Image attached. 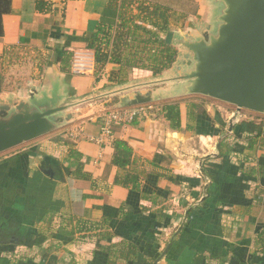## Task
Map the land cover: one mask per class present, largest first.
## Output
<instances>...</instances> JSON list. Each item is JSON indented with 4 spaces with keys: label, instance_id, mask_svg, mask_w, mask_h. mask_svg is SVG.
<instances>
[{
    "label": "crops",
    "instance_id": "crops-1",
    "mask_svg": "<svg viewBox=\"0 0 264 264\" xmlns=\"http://www.w3.org/2000/svg\"><path fill=\"white\" fill-rule=\"evenodd\" d=\"M38 2L44 4L40 11ZM109 2L10 0V11L2 17L0 93L58 85L66 96H85L118 84L111 75L119 66L107 64L96 75L94 53L86 49L98 26L116 22ZM64 43L72 54L67 73L59 63H46L52 59L50 49ZM78 56L87 59L90 70L73 71ZM138 71L126 70L123 82L141 78ZM74 111L77 117L64 128L70 130L67 137L64 130L56 131L0 157V264H106L98 247L124 240L137 246L138 257L115 264H264V252L256 245L264 231L263 126L250 149L244 132L257 135L259 124L235 127L234 133L230 128L232 151L218 158L220 122L198 120L193 131L172 130L162 116L150 114L115 126L103 139L104 115L88 118L87 112ZM71 128H78V136H70ZM116 138L133 150L131 169L145 172L140 192L114 185L111 143ZM69 149L79 153V162L69 159ZM151 164L167 169L176 182L158 176L165 172ZM77 166L85 179L72 176ZM240 168L256 174H241ZM141 193L158 195L152 210L164 207L163 221L142 210L152 205ZM104 217L112 219L110 242L100 241L98 232H77L74 225L72 233L65 222L97 224ZM40 236L45 241L36 246Z\"/></svg>",
    "mask_w": 264,
    "mask_h": 264
},
{
    "label": "water",
    "instance_id": "water-1",
    "mask_svg": "<svg viewBox=\"0 0 264 264\" xmlns=\"http://www.w3.org/2000/svg\"><path fill=\"white\" fill-rule=\"evenodd\" d=\"M206 13L194 30L166 33L162 41L177 53L160 74L85 96L58 85L0 93V154L65 128L85 103L113 97L123 109L200 96L264 115V0H208Z\"/></svg>",
    "mask_w": 264,
    "mask_h": 264
},
{
    "label": "trees",
    "instance_id": "trees-1",
    "mask_svg": "<svg viewBox=\"0 0 264 264\" xmlns=\"http://www.w3.org/2000/svg\"><path fill=\"white\" fill-rule=\"evenodd\" d=\"M128 0H110L108 7L116 13V22L113 25H100L96 28V31L92 33L86 43V49L93 51L94 55V72L97 75L105 65L114 64L119 66V71L116 74H112L111 78L113 82L121 83L126 77V70H140L148 72L152 75L160 74L162 71L170 68L176 59V49L171 45L165 44L162 40V35L170 32L171 19L173 16H178L180 20L187 19L190 15H197L199 7L195 6L190 11H184L181 13L173 11L171 6L160 3L153 0H136L137 13L131 11L129 8L131 2L124 7L125 2ZM186 1L182 0L185 4ZM43 2L36 4V9L40 11L43 8ZM10 11V0H0V37L2 36V17L8 14ZM69 45L64 43L61 47L50 49L51 58L46 63L52 65L53 63H59L60 69L63 73H67L72 62V54L65 50ZM158 114L168 122L169 127L172 130H184L193 131L194 124L198 120L209 121L208 118L201 117L196 113L194 106L190 110L186 107H182L179 104H166L161 105L158 110ZM134 119L130 124H134ZM223 127V123L220 122ZM242 125H253L240 124ZM260 132L257 135L249 136V144L247 149L256 142H253V138L263 134L262 124H259ZM116 131V128H112V134ZM252 137V138H251ZM227 138L221 139L218 145V158H223L232 151V147L227 144ZM264 140V134L262 137ZM113 148V156L111 164L116 168V175L114 177V185L121 187H133L136 191H141L142 181L145 178L144 171H137L131 169L133 150L129 144L114 139L111 143ZM69 159L74 161H80L79 153L69 149ZM80 165V163H78ZM154 169H160L165 173H157L166 181L175 183L176 179L173 175H169V171L164 168H160L157 165H152ZM260 170L263 168H259ZM241 174L250 176L256 174V171L252 169L240 168ZM76 179H85L86 177L81 172V167L77 166L71 173ZM158 195L151 194L146 195L141 193L143 200L151 203V208H142L143 211H151L157 222H161L165 219L164 207H159L154 211L152 208L158 204ZM178 215L172 214V218H177ZM121 218L123 215L121 214ZM121 220V219H119ZM112 219L104 217L100 223L92 224L84 220L65 219L66 225L75 226L77 232L91 233L98 232L96 237L100 241H108L112 239V233L109 231ZM74 223V224H73ZM71 232L73 233V227ZM45 241L43 236L35 239L36 246H40ZM256 245L259 247L261 253L264 252V231H260L256 237ZM100 252L106 258V264H115L116 261L135 262L138 257L137 246L130 241H122L117 244L100 245L98 247ZM256 254L254 253L253 256ZM47 264H58L57 260H50Z\"/></svg>",
    "mask_w": 264,
    "mask_h": 264
},
{
    "label": "rangeland",
    "instance_id": "rangeland-1",
    "mask_svg": "<svg viewBox=\"0 0 264 264\" xmlns=\"http://www.w3.org/2000/svg\"><path fill=\"white\" fill-rule=\"evenodd\" d=\"M156 1L163 3V4H167L171 6V9H174L173 11L180 12V13L181 11L182 12L190 11V9L193 8L194 6L196 8L199 7V11L197 12V15H190L185 20H180L178 16H173V18L171 19L170 32H178V31L189 32V30L192 31L194 30V25L197 22L204 21L208 18V15L206 13L208 9V0H193L190 2L186 1L185 4L182 2V0H156ZM130 2H131V6L129 8L131 9V11L137 13L136 8H137L138 2L136 0L126 1L124 7L127 6V4H129ZM161 37L163 39L164 35H162ZM14 62H17V61L15 60ZM21 63H23V61H21ZM14 64H17V63H14ZM25 65H26V62H24V66ZM23 73L25 74L26 72L24 71ZM136 75H137L136 77L143 78V77L150 76L152 74L139 70L136 73ZM176 103L179 105H182V107H186L188 110H190L192 106H194L196 109V113L201 117L204 116L205 118H208L210 124L219 125L218 122L223 123L224 126L223 127L221 126V135L220 136L218 135V137H221L222 139L227 138L226 139L227 142L228 141H230L231 143L234 142V139H233L234 134L230 135V133H228L230 126L231 128L234 129L233 133L235 132V127L240 129L238 127L240 124H249V123H253V125L262 124L264 128V115L249 112L246 110L237 111L236 108L231 105L224 104V103H221L215 100L203 98L200 96H189V97H183V98H176L174 100H167V101H161L157 103L143 105L144 107H142L143 110L140 112L141 113L140 116L141 117L149 116L150 114L153 116L159 115L158 110L161 107V105L176 104ZM116 105H117V98L113 97L110 99H101V100H97L91 103H85L84 105L76 108V111L78 114L87 112L86 117L91 118L97 115H107L108 113L116 109ZM140 116H138L137 118H139ZM63 130L64 128L59 130V132ZM63 132L67 133L66 134V137H67L69 135L70 130H64ZM226 134H228L227 137L225 136ZM222 136H225V137H222ZM28 144L29 143L24 144L23 146H26ZM19 148L20 147L10 150L8 152H5L3 154H0V157L4 155H9V153H13V151ZM59 223L60 222H58L57 225H60ZM63 225L65 224L62 223V226ZM45 244L46 246H49V244L47 243ZM52 250L54 249L52 248Z\"/></svg>",
    "mask_w": 264,
    "mask_h": 264
},
{
    "label": "built area",
    "instance_id": "built-area-1",
    "mask_svg": "<svg viewBox=\"0 0 264 264\" xmlns=\"http://www.w3.org/2000/svg\"><path fill=\"white\" fill-rule=\"evenodd\" d=\"M73 71L76 73L86 72L88 68V62L85 57H76L73 60ZM90 70V69H89ZM144 106L123 108V109H115L111 111L107 115H104V124L101 129V137L103 139H108L112 136V128L121 124H126L132 122L138 116H140V112L143 110ZM79 131L78 128H74L70 133V136H78Z\"/></svg>",
    "mask_w": 264,
    "mask_h": 264
}]
</instances>
